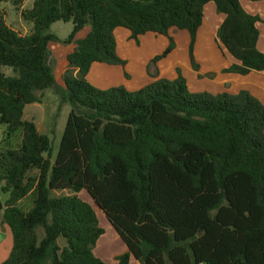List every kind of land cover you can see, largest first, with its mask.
I'll list each match as a JSON object with an SVG mask.
<instances>
[{
	"label": "trees",
	"instance_id": "1",
	"mask_svg": "<svg viewBox=\"0 0 264 264\" xmlns=\"http://www.w3.org/2000/svg\"><path fill=\"white\" fill-rule=\"evenodd\" d=\"M23 1L0 0V191L12 238L0 264H111L93 252L103 233L96 209L125 246L118 264H264V105L244 89L191 92L178 68L176 78L133 91L87 80L93 62L124 65L116 27L136 41L146 32L167 37L151 64L175 47L170 29L186 30L197 70L193 47L209 2L223 15L217 44L235 60L222 71H264L259 15L240 0ZM7 2L27 32L6 21ZM56 21L72 25L62 40L47 31ZM50 41L76 44L61 85ZM46 89L70 105L54 157L48 135L23 118ZM63 189L73 194L53 195Z\"/></svg>",
	"mask_w": 264,
	"mask_h": 264
},
{
	"label": "crops",
	"instance_id": "2",
	"mask_svg": "<svg viewBox=\"0 0 264 264\" xmlns=\"http://www.w3.org/2000/svg\"><path fill=\"white\" fill-rule=\"evenodd\" d=\"M25 1L26 0L23 1L22 8H29L32 4V0L28 1V6L25 5ZM242 1L244 2L247 10L253 14L259 15L261 21L263 22L262 24L257 23V27L260 33L257 39L256 46L260 51L264 52V0L253 1L254 3H250L247 0H240V3H242ZM207 4L204 6V10L205 7H209V12L212 11V6H207ZM2 7L6 12L4 5ZM16 14L18 13L16 12ZM205 18L206 17L204 16L203 21L197 30L196 41L193 49V53L198 64L197 70H195L190 64H188L186 60L187 58L185 52L187 50L186 48L189 41V35H181L184 39V46L182 47L184 52L183 58L174 59L175 52L178 51V38L174 34L176 29H174V31L173 29H170L169 35L173 37L175 41V47L163 59L156 61L154 64H151L150 60L155 55L161 53L167 46V37L165 35L155 34L153 32H146L139 35L136 41L135 39L130 37L129 30L123 27H116L114 29L116 53L121 59L125 61V65L121 66L118 64L111 65L101 62H93L87 73V80L93 86H96L100 89L122 85L126 89L133 91L152 82L157 78H165L169 80L176 78V68L179 65L183 64L184 69L179 68L180 73L185 79L187 87L190 91H207L212 94L223 92L236 94L238 91L244 89L249 91L264 105V71L251 70L246 74L222 72L221 69L227 68L235 60L227 55L225 56V59H220L217 48L209 49L208 46L207 48H204L203 46L205 45L199 43V39H201V37H206L207 31H210V27H208L210 26V19L209 22H206ZM213 18L212 31L213 33H215L221 20L219 21L218 19V21H216V18ZM27 24L30 28V23ZM12 26L17 29L15 25L12 24ZM28 30L25 29L23 33L27 32ZM88 31L89 26L85 25L75 34L74 39L76 40L83 38ZM213 33L212 35L215 36ZM75 45V41H72L68 44H64L63 47L60 46V48H58L57 52H59L62 59L64 60H61L57 67H55V71H53V74L55 81L60 85L62 84V82L60 81L62 73L67 68L66 55L74 49ZM125 73L127 74V76H125ZM0 234H3V237H6L7 235L5 230H2ZM5 254L6 253L1 254V258H4L3 261L6 259L5 256H7ZM99 258H101V256ZM134 262H136V260L131 257L128 264H132Z\"/></svg>",
	"mask_w": 264,
	"mask_h": 264
},
{
	"label": "rangeland",
	"instance_id": "3",
	"mask_svg": "<svg viewBox=\"0 0 264 264\" xmlns=\"http://www.w3.org/2000/svg\"><path fill=\"white\" fill-rule=\"evenodd\" d=\"M28 1L29 0L25 1L26 6L29 5ZM247 1L250 3H254L253 1H249V0H247ZM241 4L247 10L243 1ZM1 5L2 6L4 5V7L6 9L7 21L9 23H12L13 25H15V27L21 32H24L25 29L26 30L29 29V25L26 22H24L18 16V14H16V12L13 10V7L9 3L1 4ZM208 5L212 6V11L209 12V7H205L204 16L206 17L205 18L206 22L207 21L209 22V19H210V22H209L210 26H208V27H210V31L209 30L207 31L206 37H201L202 40L199 39V43L204 44L205 45V46H203L204 48H207V46L209 49L217 48V50L219 52V58L225 59L226 58L225 56L226 55L229 56V55L228 54L224 55L222 53L221 49L219 48V46L217 44L216 37L212 35V33H213V31H212L213 20L212 19H214L213 17H215L216 21H218V19L220 21L222 18V14L216 12L212 2H209L207 4V6ZM214 23H216V22H214ZM258 23L262 24L263 22L260 19L258 21ZM71 27H72V25L70 22L56 21L49 26L47 31L50 33H53L59 39L62 40V39L67 37L68 33L71 30ZM173 31H174V29H173ZM174 34L178 38V40H177L178 51L175 52L174 59L175 58L180 59V58H183V56H184V52H183V48H182L184 46V39L181 35L184 36V34H186V36H187L189 34L185 30H178V29H176ZM213 34L215 35V33H213ZM60 46L63 47L64 44L58 43V42H53V41H50L48 43V48H49V52H50V62L53 66V71H55V67H57V65L60 63V61L64 60V59H62L59 52H57L58 48H60ZM186 49H187L185 52V55L187 58L186 60H187L188 64L191 65V61H190L189 54H188V45H187ZM193 49H194V47H193ZM193 57H194V61L196 62L194 53H193ZM163 58H161V59H163ZM161 59H159V60H161ZM124 65H125V63H124ZM124 65H121V66H124ZM177 68L178 69L179 68L184 69V66H183V64H181ZM177 68H176V72H177ZM222 70L223 69H221V71ZM179 71H180V69H179ZM4 72L6 74H11L10 68H7V67L4 68ZM125 76H127L126 73H125ZM60 81L62 82V80H60ZM191 92H195V91H191ZM69 110H70L69 104L65 103V104L59 105L58 96H57V94H55L53 89L44 90L43 98H42L40 103L34 102V103L27 104L24 107L23 118L33 120L36 124L37 130L41 133L47 134L48 137L50 138L51 143H52V157H54V154H55L56 149L58 147L59 139H60L61 133L63 131V127L65 124L67 115L69 113ZM3 129H4V126L0 125V138L2 137V130ZM68 194H73V192L71 190H68V189L54 190L53 191V195H55V196L68 195ZM78 195L80 198L86 199L89 203L92 204L91 199L89 198V196L87 195V193L85 191H81L80 193H78ZM5 198H6V194H3L0 191V202H1V204L4 202ZM23 202L26 205V207H28V205L30 204V198L29 197L25 198L23 200ZM96 215H97V222H98L99 226L103 228V233L100 235V237L95 242V244L93 246V252L95 253V255L97 257L101 256V259H104L108 263L118 264L115 257L125 250V246H124L122 240L115 234L114 230L109 225L104 214L100 210L96 209ZM2 230H5L7 235H6V237H3V234H0V238H1L0 239V263H2V261L4 259V258L3 259L1 258V254L6 253L5 255L8 256V253L10 251L11 244H12V238H11L9 228L2 221V208H1L0 209V233ZM58 242L61 246L64 244V241L62 239H59ZM7 256H5V257H7ZM132 264H137V262H134Z\"/></svg>",
	"mask_w": 264,
	"mask_h": 264
},
{
	"label": "water",
	"instance_id": "4",
	"mask_svg": "<svg viewBox=\"0 0 264 264\" xmlns=\"http://www.w3.org/2000/svg\"><path fill=\"white\" fill-rule=\"evenodd\" d=\"M2 208V204H1V202H0V209Z\"/></svg>",
	"mask_w": 264,
	"mask_h": 264
}]
</instances>
